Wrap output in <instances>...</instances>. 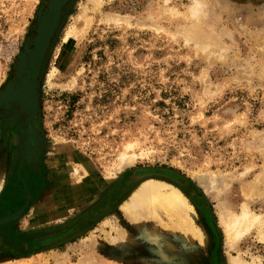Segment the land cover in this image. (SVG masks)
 <instances>
[{
  "label": "rangeland",
  "instance_id": "1",
  "mask_svg": "<svg viewBox=\"0 0 264 264\" xmlns=\"http://www.w3.org/2000/svg\"><path fill=\"white\" fill-rule=\"evenodd\" d=\"M42 1L0 0V93ZM38 116L42 178L15 229L71 225V236L0 251V264H264V0H71ZM7 163L0 153V194ZM148 179L182 191L201 240L163 209L139 225L127 217L121 204ZM223 205L260 218L231 246Z\"/></svg>",
  "mask_w": 264,
  "mask_h": 264
},
{
  "label": "flooded vegetation",
  "instance_id": "2",
  "mask_svg": "<svg viewBox=\"0 0 264 264\" xmlns=\"http://www.w3.org/2000/svg\"><path fill=\"white\" fill-rule=\"evenodd\" d=\"M70 2L58 0L50 6L47 0L42 1L27 41L28 51L23 52L24 58L17 62L0 93V153L8 162L5 193L0 194V219L7 217L0 222V251L10 250L13 255L40 251L71 236V225L33 233L18 231L14 213L29 197L26 191L32 192L40 179L37 165L42 166L44 139L38 121L39 82ZM36 201L31 195L26 209Z\"/></svg>",
  "mask_w": 264,
  "mask_h": 264
},
{
  "label": "bare ground",
  "instance_id": "3",
  "mask_svg": "<svg viewBox=\"0 0 264 264\" xmlns=\"http://www.w3.org/2000/svg\"><path fill=\"white\" fill-rule=\"evenodd\" d=\"M69 41L70 39L67 35L58 53V61L63 60L67 55ZM198 179L204 180L202 176L198 177ZM212 182L214 181H210V186L208 184L204 185L207 190L213 187ZM121 208L124 210L127 217L136 225L142 223V216L152 214L154 217H157V213L155 212H157L158 209H163L165 213L174 220V224H179L185 231L193 232L200 240L202 239V235L193 225L192 219L189 216V212L193 209L191 204L186 201V197L179 188L167 182L156 179L143 181L132 192L129 198L121 204ZM219 220L225 231L224 241L228 246L233 245L244 233L248 232L253 226L260 222L259 215L251 214L246 205H242L241 212L236 214L232 213L227 206H221ZM262 234L264 235L263 232ZM228 262L229 264H247L239 255H231Z\"/></svg>",
  "mask_w": 264,
  "mask_h": 264
},
{
  "label": "water",
  "instance_id": "4",
  "mask_svg": "<svg viewBox=\"0 0 264 264\" xmlns=\"http://www.w3.org/2000/svg\"><path fill=\"white\" fill-rule=\"evenodd\" d=\"M47 1H49V2H50V0H47ZM56 2H58V0H51V2H50V3L52 4V3H56ZM35 41H36V40H35ZM35 41H34V43H33V44H35ZM6 219H7V217H6V218H1V219H0V222H3V221H5Z\"/></svg>",
  "mask_w": 264,
  "mask_h": 264
}]
</instances>
